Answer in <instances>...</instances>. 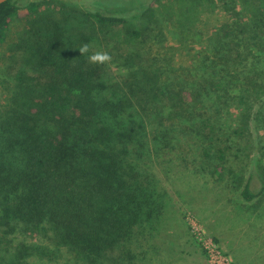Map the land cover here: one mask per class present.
<instances>
[{"label": "trees", "instance_id": "trees-1", "mask_svg": "<svg viewBox=\"0 0 264 264\" xmlns=\"http://www.w3.org/2000/svg\"><path fill=\"white\" fill-rule=\"evenodd\" d=\"M153 1L60 5L83 18L57 0L0 4V47L24 21L0 52V264H149L141 238L170 205L153 169L161 152L264 225V6L248 17L232 6L183 66L170 46L154 50ZM85 43L111 62L89 63ZM250 250L232 264H264V247Z\"/></svg>", "mask_w": 264, "mask_h": 264}, {"label": "rangeland", "instance_id": "rangeland-1", "mask_svg": "<svg viewBox=\"0 0 264 264\" xmlns=\"http://www.w3.org/2000/svg\"><path fill=\"white\" fill-rule=\"evenodd\" d=\"M74 1L57 0L56 12H68L70 7L60 5ZM123 1L125 7L139 8L152 0ZM152 5L163 30V38L158 36L162 43L154 50L158 48L163 53L170 46L174 51L175 65L189 66L197 57L206 54L209 34L217 25L230 19L234 6L248 17L255 5L264 6V0H155ZM69 12L83 18L82 14ZM23 22L15 20L10 24L0 52L10 56L8 50L14 46ZM142 46L148 48L147 45ZM111 69L120 78V70L114 66ZM178 162L175 152H161L153 164L156 175L169 193L170 205L168 215L155 236L152 239L141 238V244L148 250L149 264H232L233 252L242 248H251L250 251L255 252L264 247V225H250L246 212L239 215L242 210L235 207L234 194L225 195L219 191L218 185L205 183L200 172L180 177L177 172L182 165ZM255 229L256 236L253 233ZM242 264L250 263L244 259Z\"/></svg>", "mask_w": 264, "mask_h": 264}, {"label": "clouds", "instance_id": "clouds-1", "mask_svg": "<svg viewBox=\"0 0 264 264\" xmlns=\"http://www.w3.org/2000/svg\"><path fill=\"white\" fill-rule=\"evenodd\" d=\"M78 49L81 55H87L88 62L91 64L104 65L110 63L112 60L111 54L106 51H96L89 55L90 48L87 43L83 44Z\"/></svg>", "mask_w": 264, "mask_h": 264}, {"label": "water", "instance_id": "water-1", "mask_svg": "<svg viewBox=\"0 0 264 264\" xmlns=\"http://www.w3.org/2000/svg\"><path fill=\"white\" fill-rule=\"evenodd\" d=\"M4 1H6V0H0V4H1L2 2H4Z\"/></svg>", "mask_w": 264, "mask_h": 264}]
</instances>
